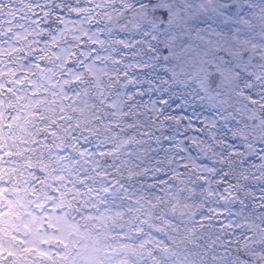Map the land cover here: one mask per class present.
Segmentation results:
<instances>
[{
	"label": "snow or ice",
	"instance_id": "obj_1",
	"mask_svg": "<svg viewBox=\"0 0 264 264\" xmlns=\"http://www.w3.org/2000/svg\"><path fill=\"white\" fill-rule=\"evenodd\" d=\"M179 2L0 0V264H264V0Z\"/></svg>",
	"mask_w": 264,
	"mask_h": 264
},
{
	"label": "rangeland",
	"instance_id": "obj_2",
	"mask_svg": "<svg viewBox=\"0 0 264 264\" xmlns=\"http://www.w3.org/2000/svg\"><path fill=\"white\" fill-rule=\"evenodd\" d=\"M136 5L146 4L147 7L143 8L139 13H137V18L134 20V23H142L147 25L149 28L155 27L157 34L163 33L164 36H167L169 32H179L182 13L179 11L184 6L179 2V0H129ZM255 2V0H253ZM81 3H87V0H81ZM229 16L237 17V12L229 10ZM129 33H131V27L129 26ZM117 35H125L126 39H132L133 36L130 34L117 33ZM163 38V37H162ZM160 155H163L162 153ZM150 193L153 190L146 189ZM254 191L258 192V188L253 187ZM198 199V198H197ZM211 206V205H209ZM231 207V206H228ZM198 212L199 210L195 207L187 210ZM178 220H188V217H178ZM190 223V221H188ZM183 228V225H181ZM209 233L214 237L216 232L214 229H197L196 235L193 237L192 241L187 244V248L190 252L199 253L198 255L191 256V259L196 262V264H226L227 261H230L231 264H241L242 256L241 254L229 251V255L225 260L216 259L213 260L212 257L218 254L219 241L216 245H213V248H216L217 251L214 252L213 248L208 247ZM196 244H200L201 247L197 249Z\"/></svg>",
	"mask_w": 264,
	"mask_h": 264
}]
</instances>
